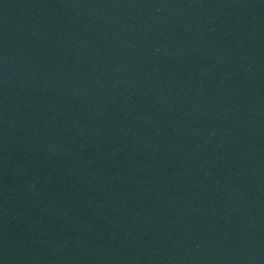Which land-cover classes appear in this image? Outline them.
Here are the masks:
<instances>
[{"label": "water", "instance_id": "1", "mask_svg": "<svg viewBox=\"0 0 264 264\" xmlns=\"http://www.w3.org/2000/svg\"><path fill=\"white\" fill-rule=\"evenodd\" d=\"M0 264H264V0H0Z\"/></svg>", "mask_w": 264, "mask_h": 264}]
</instances>
